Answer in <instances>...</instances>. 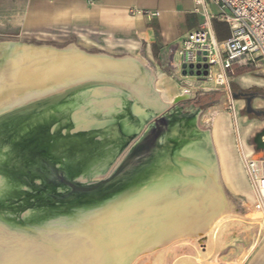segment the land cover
<instances>
[{"label":"bare ground","instance_id":"6f19581e","mask_svg":"<svg viewBox=\"0 0 264 264\" xmlns=\"http://www.w3.org/2000/svg\"><path fill=\"white\" fill-rule=\"evenodd\" d=\"M212 76L217 85L223 84L218 68L212 69ZM169 83L159 88L152 69L137 57L91 55L73 44L56 49L17 41L0 43V116L16 109L23 112V108H27L22 116L47 117L49 123L45 129L48 131L54 128L64 135L70 132L82 158H88L84 181L80 180L84 167L79 173L72 169V176L81 183L97 182L109 176L118 166L125 148L136 141L147 124L176 102L191 97L190 93L177 91ZM47 103L51 105L46 109L34 110L37 105ZM215 125L211 134L201 132L195 122L189 125L187 142L190 139V143L185 145V150L194 162L193 168H168L135 185L152 167L133 174L128 172L129 169L115 180L123 191L111 195L106 208L90 220L82 222L81 216L101 209L97 203L86 202L81 215L60 219L61 223L67 222L68 227L72 224L73 230H59L52 224L40 227L42 232L37 230L32 237L44 240L45 235H60L55 237L59 253L54 240L49 237H46L47 243L34 241L26 254L20 253L26 245L10 240L12 235L8 232L4 235L0 223V262L133 264L142 252L163 247L182 237L201 236L229 212L219 181L218 159L222 161L227 186L235 190L238 185L242 188L233 171L236 161L232 162L231 158L233 148L228 124L218 121ZM245 159L241 158L244 172L253 189L245 170ZM13 191V196H23L26 192ZM253 193L257 208L264 214L260 198L255 191ZM15 213L18 212L3 214L0 222L3 218L17 216ZM47 215L29 218L28 225L41 226V221L36 219L42 220ZM69 218L73 221L66 220ZM19 225L23 227V224ZM41 252H49L51 256L58 253V257H35Z\"/></svg>","mask_w":264,"mask_h":264},{"label":"rangeland","instance_id":"374dc122","mask_svg":"<svg viewBox=\"0 0 264 264\" xmlns=\"http://www.w3.org/2000/svg\"><path fill=\"white\" fill-rule=\"evenodd\" d=\"M34 5L35 0H0V43L17 41L25 44H32L37 47L50 46L56 49H64L73 44L87 54H105L114 58H123L126 56L137 57L152 69L159 88H161L163 84L170 82L169 84L177 91L183 90L188 93L191 92V97L176 102L169 110L161 114L160 117L176 108L182 107L184 110H189L191 106H195L196 111L192 117V122L196 123L197 128L201 132L213 133L216 128L215 124H217L218 121H223L228 124L230 130H228L230 134V143L233 148V156H231V158L232 162H234L233 160L235 159L237 163V166L236 163L234 164L233 171L242 184V188L240 189L238 185V187L236 186V190L227 186L224 179L225 174L223 172L222 161L218 159L217 169L219 181L225 200L229 205V212L224 213L220 220L216 222L217 224H212L201 236L192 235L191 237H182L178 240L175 239L171 241L170 244L163 247L157 246L152 249H155L154 251L142 252L138 255L133 264H264V254L260 253L261 249L264 248V214L260 212L262 210L257 208L258 203L253 201V196L255 194L253 192L255 190L254 188H250L241 160L242 157H245L246 161L250 159L257 162L259 166L264 167V149H259L256 143L257 138L260 136L264 142V116L257 117L253 114H247L245 101L243 99L234 98L230 90V88H234L240 91L252 90L257 92L258 96L252 101V107L256 110H264V87L255 85L257 84V80L264 84V75H256L247 70H241L223 84L217 85L214 77H212L210 81L204 82L196 76L183 75L180 63L177 64L173 62L176 52L161 53L157 49L150 51L146 49L144 44H116L114 41H103L100 40L99 37L91 36L89 33L85 34L84 31L76 29H42L37 28L36 25L26 27L24 24L25 17L27 12L32 9ZM163 94L167 95L165 91ZM45 119H47V117ZM154 121L155 119L147 124L136 141H133L125 148L124 154L119 159L120 162L117 165L122 162L131 148L149 131ZM36 130L38 131V129ZM16 131L19 132L18 129H16ZM68 138L70 139H61L59 145L64 144L62 140L70 144H77L71 134ZM52 151L54 164L58 168L66 170L67 173L74 178L65 167V155L56 153L54 149ZM78 154L82 155L80 151H78ZM87 159L86 157L82 160L85 162L84 164H86ZM246 161L245 170L247 171ZM238 164L239 167L241 166L240 168ZM116 168L117 166L115 170ZM85 171V168H83V174L80 177L81 181L85 180ZM2 179L0 178V195L3 197L0 198V202L4 203V201L7 200L6 198L11 199V197L13 198L12 201L17 200L11 191L14 190L13 192H15L19 190V187L15 185V183H11L9 188H5L4 182L7 178L6 180L3 179V181ZM35 183L38 186L41 184L39 181ZM234 183H236L235 178ZM24 190L26 191L24 194L29 196L26 207L22 212L15 213L18 214L17 216L8 217V220H10L12 224H23L25 229H18L14 226L12 229H14V232L18 233L16 234L8 231L4 225L2 226L3 228H1L4 235L6 232L12 235V239L10 240L15 243H23V245H26L27 248L20 250L22 254H26L28 252L27 250H29V248L31 249L35 242L47 243V241H45L46 237L54 240L57 246L55 237L60 236L45 235L46 237L43 240L24 235V233H29L32 229H36L37 227V224L28 225L29 223L27 220L29 218L33 219L37 215L48 214L42 220L36 219L41 221H37L41 223V227L52 224L59 230H73L75 228L72 224H68L70 225V227H68L67 222L64 221L61 223L60 219L69 217L71 214H78L77 216H79L81 215L80 213L85 210L83 205L89 202L94 204L90 199L80 196L72 197L69 202H56L53 200V197L51 198V196L46 195V193H51L47 186H44L43 193H40L39 190L34 188H27ZM54 194H60L61 196L64 194L66 195L69 194V189L62 186L58 188ZM36 195H41L42 200H34ZM256 195L258 196L257 192ZM3 205L4 206H2L0 210L2 213L6 212L4 213L6 216L9 212H7L4 207L6 208L10 203H5ZM66 220L73 221V218ZM0 223L2 224V222ZM38 231L42 232L40 229H38ZM24 236L29 237L27 238ZM56 249L59 253L60 248L57 246ZM58 253H56L55 256H51L49 252H41L37 253L35 257L56 259L55 257H58ZM28 259L31 258H27V260ZM0 264L5 263L0 262Z\"/></svg>","mask_w":264,"mask_h":264},{"label":"flooded vegetation","instance_id":"af4514ba","mask_svg":"<svg viewBox=\"0 0 264 264\" xmlns=\"http://www.w3.org/2000/svg\"><path fill=\"white\" fill-rule=\"evenodd\" d=\"M230 90L232 95H237L238 99H243L246 105L249 98H252L253 101L258 96L257 92L252 90L240 91L234 88H230ZM195 111V106H191L189 110H184L180 107L156 119L149 131L131 148L128 165L126 164L120 170L115 179L117 180L122 176L121 174L126 173L129 169L128 172L133 174L152 167L143 173L133 184L135 185L168 168H193L194 162L187 154L185 145L190 143V139L187 142L188 127L192 123ZM19 118L26 123L21 132L16 131L20 123L18 120L14 121L18 122L16 125L10 124L11 122L9 121L4 126V131H0V178L5 180L7 178L4 182L5 188H9L11 183H15L21 191H25L24 189L27 188H34L43 193L44 186H47L51 193H46V195L53 197V200L58 202L56 197H65V194L61 196L60 194H54V192L62 186L69 189L65 181L70 180L71 176L66 170L58 168L54 164L52 150L54 149L56 153L65 155V167L70 171V174H72V169L75 173H79L82 167L85 168L84 161H82L84 159L82 155L77 153L78 149L75 143L70 144L62 140L64 144L59 145L61 139H70L68 138V136L70 137V132L64 135L58 129L57 131L53 128L55 132L48 131L45 126L49 122L44 118L26 117V119L22 115ZM167 160H176L178 163H161ZM36 181L41 183L40 186L35 183ZM70 194L71 191L69 189V194L66 195ZM14 197L17 198L16 202L12 201V197L11 199L6 198L7 200L0 204V208L4 206L3 204L10 203L9 207H4L9 214L22 211L26 207L29 196L27 194L23 196L16 194ZM34 198L37 201L42 200L41 195H36ZM3 214L1 212L0 217Z\"/></svg>","mask_w":264,"mask_h":264},{"label":"crops","instance_id":"0c3cea01","mask_svg":"<svg viewBox=\"0 0 264 264\" xmlns=\"http://www.w3.org/2000/svg\"><path fill=\"white\" fill-rule=\"evenodd\" d=\"M209 9L217 12L214 7ZM131 10L158 12L159 16L131 15ZM203 22L201 11L197 12V7L187 0H35L24 24L42 29L82 30L103 41L144 44L147 50L161 53L176 52L173 62L179 64L177 48ZM212 29L219 42L230 37L228 26L222 22L213 21ZM256 83L264 87L259 80ZM260 253L264 254V248Z\"/></svg>","mask_w":264,"mask_h":264},{"label":"built area","instance_id":"2783aa9c","mask_svg":"<svg viewBox=\"0 0 264 264\" xmlns=\"http://www.w3.org/2000/svg\"><path fill=\"white\" fill-rule=\"evenodd\" d=\"M203 14L204 22L199 29L190 32L177 54L181 67L190 66L201 72V80L212 79V69L218 68L223 83L238 71L247 70L256 75H264V0H187ZM210 7L216 8L212 13ZM131 15L158 17V12L131 10ZM226 24L230 37L219 42L214 35L212 22ZM200 66V69L197 67ZM207 67L205 69L204 67ZM207 72V76L203 73ZM249 180L257 192L264 209V167L247 159Z\"/></svg>","mask_w":264,"mask_h":264},{"label":"water","instance_id":"95a60500","mask_svg":"<svg viewBox=\"0 0 264 264\" xmlns=\"http://www.w3.org/2000/svg\"><path fill=\"white\" fill-rule=\"evenodd\" d=\"M181 68L183 71V75H185V76L189 75V76L193 77L196 75V76L200 77L202 75L200 71H197L195 73L193 71L192 66L189 67L191 69L190 72L187 71L186 65H183ZM197 68L200 69V66H198ZM204 68L207 69L206 66ZM203 75L207 76V72H204ZM233 97L238 99L237 95H233ZM50 105H51V103L37 105L36 109L34 108V110L35 111L43 110V109H46L45 107L50 106ZM23 109H24L23 112L16 109V110H12L11 112H8L6 114L1 115L0 116V131H2V130L4 131V126L9 121L11 122L10 124L16 125V124H18V122H14V121L18 120L20 122L19 123L20 127L18 125L17 129L19 132H21L24 129V126L26 124V123H24V120L19 118L20 115H24V113H26L25 111L27 108H23ZM246 112H247V114H253L257 117L264 116V110H256L252 107V98H249L247 100ZM256 143H257L259 149H264V142L262 141L261 136L257 138ZM130 151L127 154V156L122 160V162L117 166L116 170H114L109 176H107V178H104L102 180H99L97 182H92V183H81L72 177L70 180H66L65 182H66L67 186L69 187L71 194L65 195V197H60V198L56 197V200L69 202L72 197L80 196V197L90 199L93 203H97L98 204L97 207L101 208V209L94 210L88 214L86 213L85 215L81 216V219L84 221L90 220L93 215H96L97 212H100L101 210H103V208H106V205L110 202V199H112L111 195H115L116 193H120L121 191H123V187L116 185V183H115L116 179L115 178L120 173V170L123 167H125L126 164L128 165V162L130 159ZM72 194H73V196H71ZM83 207H85V205ZM0 212H1V210H0ZM63 212H65V211H63ZM69 214H71V213H69ZM76 215H78V214H71L69 216L75 217ZM1 222L9 231H11L13 233H16L13 231L14 229H12L14 226L16 228H24L25 229L24 225L22 227L21 225H19L17 223L12 224L10 222V220H8L6 218L1 219ZM40 227L41 226H37L36 229H32L29 233H24V235L34 236L37 233V230L40 229ZM16 234H18V233H16ZM20 235H21V233H20Z\"/></svg>","mask_w":264,"mask_h":264},{"label":"trees","instance_id":"16d2710c","mask_svg":"<svg viewBox=\"0 0 264 264\" xmlns=\"http://www.w3.org/2000/svg\"><path fill=\"white\" fill-rule=\"evenodd\" d=\"M86 172V171H85ZM85 174V173H84Z\"/></svg>","mask_w":264,"mask_h":264}]
</instances>
